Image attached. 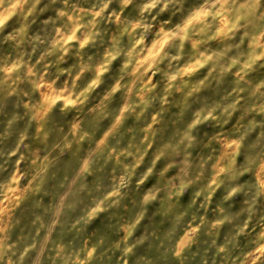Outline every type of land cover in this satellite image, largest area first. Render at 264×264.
I'll return each mask as SVG.
<instances>
[{
  "label": "clouds",
  "instance_id": "1",
  "mask_svg": "<svg viewBox=\"0 0 264 264\" xmlns=\"http://www.w3.org/2000/svg\"><path fill=\"white\" fill-rule=\"evenodd\" d=\"M0 264H264V0H0Z\"/></svg>",
  "mask_w": 264,
  "mask_h": 264
}]
</instances>
